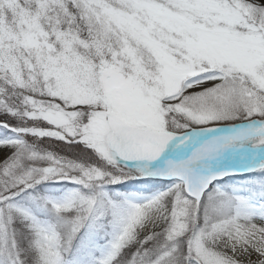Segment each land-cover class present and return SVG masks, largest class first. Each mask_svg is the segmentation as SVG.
Instances as JSON below:
<instances>
[{
	"label": "snow or ice",
	"instance_id": "1",
	"mask_svg": "<svg viewBox=\"0 0 264 264\" xmlns=\"http://www.w3.org/2000/svg\"><path fill=\"white\" fill-rule=\"evenodd\" d=\"M0 264H264V0H0Z\"/></svg>",
	"mask_w": 264,
	"mask_h": 264
}]
</instances>
